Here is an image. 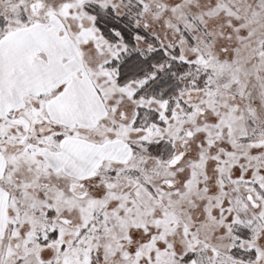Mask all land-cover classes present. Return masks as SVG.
I'll list each match as a JSON object with an SVG mask.
<instances>
[{
	"label": "snow or ice",
	"instance_id": "1",
	"mask_svg": "<svg viewBox=\"0 0 264 264\" xmlns=\"http://www.w3.org/2000/svg\"><path fill=\"white\" fill-rule=\"evenodd\" d=\"M0 264H264V0H0Z\"/></svg>",
	"mask_w": 264,
	"mask_h": 264
}]
</instances>
